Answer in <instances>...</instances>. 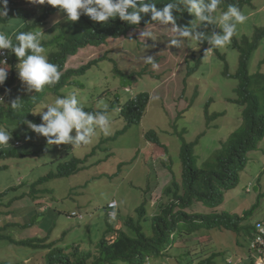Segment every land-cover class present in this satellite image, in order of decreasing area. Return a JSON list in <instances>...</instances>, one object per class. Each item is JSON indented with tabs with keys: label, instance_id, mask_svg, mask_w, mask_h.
<instances>
[{
	"label": "rangeland",
	"instance_id": "374dc122",
	"mask_svg": "<svg viewBox=\"0 0 264 264\" xmlns=\"http://www.w3.org/2000/svg\"><path fill=\"white\" fill-rule=\"evenodd\" d=\"M16 4H9V12H29L32 16L29 20L12 16L7 23H0V33L12 41L20 29L40 17L47 5H33L28 0H18ZM239 9L247 20L237 26L235 43L238 47H247L248 43L256 42L259 30L264 27V0H250ZM226 10L219 8L217 15ZM66 15L56 11L45 23L31 28V31L43 30L42 43L49 41L71 23L65 19ZM189 16V13L183 15L184 18ZM180 21L178 15L177 24L182 27ZM194 21H187L186 24L192 26ZM149 26L158 38L156 41L146 38L145 46L139 40L140 33ZM169 29L170 25L158 26L154 23L135 26L127 35L110 37L106 43L80 49L76 55L69 57L66 68H78L93 59L95 64L85 74L74 76L61 92H49L31 110H42L54 103L57 97L75 93L90 112L104 111L103 105L108 106L109 135L105 136L97 129L91 143L69 148L68 144L48 145L47 138L28 129L27 124L5 129L12 136L9 144L0 149L11 148L14 151V157L0 161V165L8 166L0 170V192L8 190L6 204L14 200L11 205H3L0 212V227L9 222L16 224L7 227L8 234L21 239L48 235V242H57L55 246L67 252L77 246L96 252L97 241L109 225L115 224L116 228L121 227L130 234L126 223L130 219L143 225L145 232L151 235L152 217L161 210V204L170 201L164 193L165 187L172 183L174 177L181 179L184 141L196 142L198 165L203 167L242 124L244 108L233 101L238 97L240 83L235 76L239 69L240 52L233 48V40L223 48H215L207 39L192 46L187 38L176 37L184 39L183 45L176 47L170 44L173 37ZM196 30L207 36L222 33L217 24L207 22L198 25ZM207 47L215 50L214 55L204 54ZM46 49L48 53L52 51L49 46ZM145 56H152L159 63L158 71L144 62ZM262 60L264 36L250 63L252 73L264 72V63L259 64ZM20 85L16 82L11 87L5 102L13 95L24 93L19 89ZM140 92L150 94L144 117L115 139H109L127 125L120 107ZM31 122L43 123L42 120ZM149 131L157 134L162 145L147 139ZM75 134L73 130L72 135ZM37 149L40 151L37 152ZM164 150H167L166 153L161 154ZM86 156L79 172L47 179L33 187L35 181L58 172L60 164ZM113 200L118 202L116 219H111L109 215L108 204ZM141 206L147 210L144 217L140 216ZM223 211L247 217L242 221L239 232L226 228H204L193 236L180 238L167 253L159 256L151 253L152 264H229L231 260L239 263L246 261L249 256L248 227L264 219V141L257 150L248 153L240 182L236 188L226 191L223 205L213 209L196 203L188 208V212L192 213ZM72 212L82 213L84 219L69 217ZM47 252V249L0 240V260L11 263L28 259L26 264H46Z\"/></svg>",
	"mask_w": 264,
	"mask_h": 264
},
{
	"label": "trees",
	"instance_id": "16d2710c",
	"mask_svg": "<svg viewBox=\"0 0 264 264\" xmlns=\"http://www.w3.org/2000/svg\"><path fill=\"white\" fill-rule=\"evenodd\" d=\"M250 0H223L219 8L227 9L229 4L236 5L241 8ZM14 0H9V3ZM157 7H163L172 0H154ZM59 11L57 7L47 5L44 12L38 17L33 24L20 29L16 34L22 31H31V28L45 23L50 15ZM188 13L174 11V15L180 14L184 22H180L182 27L192 26L186 24L187 21L194 20L193 14L184 18L183 15ZM12 16H20L28 20L31 16L29 13H8V17L0 20V23H7ZM150 13L142 18L141 24H151ZM137 25H130L118 17L115 20L110 19L107 24L94 22L88 16L82 15L77 22H71L63 27L61 32L55 35L51 40L43 42L45 47L52 49L48 53L50 62L58 66L61 72V78L54 86L46 87L43 93H29L19 79V70L16 65L19 59L15 54L10 55L8 68V77L3 86H0V96L3 101L0 102V128H15L17 124H26L25 121L39 122L41 116H35L31 110L35 108L49 92H61V90L76 75L85 74L96 60H91L88 64L79 68L65 69L70 56L76 55L81 48L89 45H101L106 43L110 37H121L127 35L132 28ZM15 34V35H16ZM13 43H17L15 40ZM264 36V27L259 30L258 39L255 43L247 44V47L240 46L235 43L237 41L234 35L233 48L240 52L239 69L235 76L240 80L237 87L238 97L233 99L234 102L243 106L242 124L231 133L229 138L222 143L212 157L208 158L205 165H198V158L195 152L196 142L188 143L184 141L181 157L183 158V173L181 179L173 178L172 183L167 185L164 193L170 198L166 204H161V210L152 217V234L145 232L143 225L134 222V220H126L127 226L131 233L116 228L115 224L109 225L105 233L99 239L97 252L92 250H84L80 246L73 247L69 252L56 245L57 242L49 241L48 235L41 238L30 237L27 239L15 238L7 233L6 229L10 226H16L15 223L9 222L4 227H0V240H9L11 243L23 246H29L38 249H47L45 254L46 264H144V259L151 253L159 256L166 253L168 249L180 238L193 236L200 230L226 228L239 232L242 221L247 217H240L238 214L223 211L211 213H192L188 212V208L196 203H202L208 208L216 209L225 202L226 191L236 188L240 182L241 172L247 164V155L249 152L257 150L261 142L264 141V73L259 70L252 73L250 63L254 53L259 47L260 39ZM245 37V36H244ZM243 41V40H242ZM54 49V50H53ZM264 60L260 61V65ZM226 74L229 76V70L226 67ZM20 81L19 89L24 91L23 94L13 95L7 98L11 87ZM33 97H35L33 99ZM20 98L24 105L21 112H14L8 105L11 100ZM150 103V94L148 92H140L135 98L128 100L120 107L121 116L125 118L127 125L123 130L117 132L116 136L109 139H115L123 133L125 129L140 122ZM85 111L90 112L85 108ZM146 137L152 143L162 145L157 134L149 131ZM1 147V146H0ZM71 148L72 145L68 144ZM99 147V146H97ZM94 148V152L95 149ZM40 150L37 149V152ZM166 153L167 150H164ZM36 152V153H37ZM28 154V153H27ZM24 156L26 154H23ZM90 155V154H89ZM88 155V156H89ZM73 158L59 165V171L53 172L48 176L40 178L33 184L36 187L47 179L70 176L79 172L85 163V159ZM14 157V151L11 148L0 149V161L5 158ZM7 165H0V170L7 168ZM13 189V188H11ZM10 190V189H9ZM8 190L0 192V212L5 205V197ZM14 200L9 201L6 205H11ZM140 216L144 217L147 210L141 206ZM1 214V213H0ZM11 214V212H10ZM117 225V224H116ZM195 235V234H194ZM171 241L173 243L171 244ZM29 262L11 263L9 261L0 260V264H26ZM211 260H209V263Z\"/></svg>",
	"mask_w": 264,
	"mask_h": 264
},
{
	"label": "clouds",
	"instance_id": "9594fccd",
	"mask_svg": "<svg viewBox=\"0 0 264 264\" xmlns=\"http://www.w3.org/2000/svg\"><path fill=\"white\" fill-rule=\"evenodd\" d=\"M17 1L14 0L13 3H9V0H0V20L8 17V13H10L9 4L17 5ZM28 2L33 5L47 4L57 7L61 12L67 14L65 19L71 22H77L82 15H86L92 21L104 24H107L110 19L115 20L118 17L130 25L142 26L144 25H140L142 18L150 13V19L155 22L154 24L158 26L170 25L169 30L173 37L170 44L176 47H181L184 43V39L176 38L179 37L187 38L192 46L207 39L213 47L223 48L236 35L237 26L244 24L247 20L242 11L233 4H229L226 11L217 15L223 0H172V2L160 8L157 7L154 0H28ZM184 10L195 17L191 28L181 27L177 24V16L181 17V15H174V11L183 12ZM29 14L32 16L31 13ZM36 19L33 20V23ZM180 22H184L182 17ZM204 22L217 24L222 29V33H213L211 36H207L204 32L197 31V26ZM54 23H59V21ZM148 25L150 24H146V26ZM43 33V30L19 32L15 35L17 42L15 44L8 36L0 33V86L5 84L8 77L10 55L13 53L19 59L16 67L19 70V79L27 92L43 93L46 87L54 86L59 82L61 72L58 70V66L48 59V50L42 43ZM146 38H150L152 41H156L158 38L157 33L150 26L140 33L139 40L143 45H145ZM3 51L6 52L5 55L2 54ZM214 53L215 50L211 47L204 50L206 55H214ZM144 62L151 65L153 70H159L160 65L152 56H145ZM65 69L69 68L65 67ZM18 82L21 84L20 81ZM6 91L10 90L6 89ZM2 101L3 97L0 96V102ZM8 106L14 112H21L24 107L20 98L11 100ZM107 108L108 106L104 104V111H85L84 103L78 98L77 94L72 93L57 97L54 103L48 104L42 110L32 111L34 114L41 115L43 123L36 124L31 121H25V123L28 125V129L47 138L48 145L70 144L73 148H76L91 143L97 129L105 136L110 134ZM73 130H75V135H72ZM11 136L12 134L8 131L0 128V146L8 145ZM161 154H164V152ZM117 206L118 202L116 200L108 204L111 219L117 218L115 211ZM68 216L84 219V215L79 212L69 213ZM254 226L248 227L249 234H251ZM256 227L260 233H264V226L257 224ZM256 241L264 242L261 241L260 236L256 237ZM144 261H146V264H152L150 255L146 256ZM229 264H254V259L249 254L244 263L231 260Z\"/></svg>",
	"mask_w": 264,
	"mask_h": 264
},
{
	"label": "built area",
	"instance_id": "2783aa9c",
	"mask_svg": "<svg viewBox=\"0 0 264 264\" xmlns=\"http://www.w3.org/2000/svg\"><path fill=\"white\" fill-rule=\"evenodd\" d=\"M5 53V51L2 52L3 55H5ZM257 224L264 226V219L258 221L256 225ZM256 225L254 226L250 234L248 251L250 256H252V258L254 259V264H264V242L256 241L257 236H260L261 241H264V233H260Z\"/></svg>",
	"mask_w": 264,
	"mask_h": 264
}]
</instances>
